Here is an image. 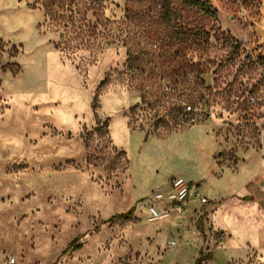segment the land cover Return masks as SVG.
Returning a JSON list of instances; mask_svg holds the SVG:
<instances>
[{
  "label": "rangeland",
  "instance_id": "rangeland-1",
  "mask_svg": "<svg viewBox=\"0 0 264 264\" xmlns=\"http://www.w3.org/2000/svg\"><path fill=\"white\" fill-rule=\"evenodd\" d=\"M205 1L0 0V264H264V0Z\"/></svg>",
  "mask_w": 264,
  "mask_h": 264
},
{
  "label": "built area",
  "instance_id": "built-area-1",
  "mask_svg": "<svg viewBox=\"0 0 264 264\" xmlns=\"http://www.w3.org/2000/svg\"><path fill=\"white\" fill-rule=\"evenodd\" d=\"M187 111H191L190 106H186ZM261 152L264 157V142L262 143ZM264 192V183L261 185ZM191 186L185 183L182 179H175L171 182V192L164 198L162 194H156L154 201L148 206V221L156 222L166 220L171 215H181L184 211L186 202L189 199ZM194 194L195 198L199 199L202 204L207 203L205 197H200L197 189ZM162 203L160 208L154 203Z\"/></svg>",
  "mask_w": 264,
  "mask_h": 264
},
{
  "label": "trees",
  "instance_id": "trees-1",
  "mask_svg": "<svg viewBox=\"0 0 264 264\" xmlns=\"http://www.w3.org/2000/svg\"><path fill=\"white\" fill-rule=\"evenodd\" d=\"M191 6H196V7H201L202 9H205L207 11H209L208 9V3L204 0V1H201V0H187ZM210 12V11H209ZM106 127V123L104 124L103 128ZM105 134H106V131H105ZM86 145H87V142H86ZM117 156H121L123 157L124 159V162L127 163V160L125 159V153L123 151H119ZM131 212L132 210L130 209L128 212H126L125 214H119V215H114L112 216L111 218H109L107 221H114L115 219L117 218H127L128 216L131 215ZM81 247V244L80 243H76L75 241L71 242L69 244V246L67 247V250L70 249V250H78L79 248ZM199 260H201V257H199ZM198 260V261H199Z\"/></svg>",
  "mask_w": 264,
  "mask_h": 264
},
{
  "label": "crops",
  "instance_id": "crops-1",
  "mask_svg": "<svg viewBox=\"0 0 264 264\" xmlns=\"http://www.w3.org/2000/svg\"><path fill=\"white\" fill-rule=\"evenodd\" d=\"M233 232H234V238L231 240V243H230V247L231 248H233V247H235L236 246V243H238L237 242V238H239L240 237V233L236 230V231H234V229H233ZM216 251H218L219 253V255H220V259H221V263H229V264H232L233 262H234V260H233V258H231L230 259V257H227L226 256V254H225V252L224 251H221V250H219V249H216ZM232 251V250H231ZM209 252V255H206L207 257H210L212 254H214V252H215V249H213V251H208Z\"/></svg>",
  "mask_w": 264,
  "mask_h": 264
},
{
  "label": "water",
  "instance_id": "water-1",
  "mask_svg": "<svg viewBox=\"0 0 264 264\" xmlns=\"http://www.w3.org/2000/svg\"><path fill=\"white\" fill-rule=\"evenodd\" d=\"M262 33H263V35H264V25H263V27H262Z\"/></svg>",
  "mask_w": 264,
  "mask_h": 264
}]
</instances>
